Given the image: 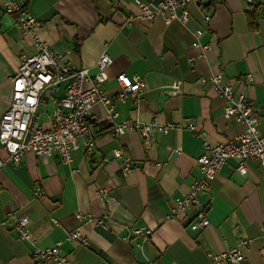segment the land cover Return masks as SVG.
I'll use <instances>...</instances> for the list:
<instances>
[{
	"label": "crops",
	"instance_id": "1",
	"mask_svg": "<svg viewBox=\"0 0 264 264\" xmlns=\"http://www.w3.org/2000/svg\"><path fill=\"white\" fill-rule=\"evenodd\" d=\"M21 1L42 23L40 37L62 55L63 62L87 67L95 75L103 52L113 58L103 88L117 114L114 122L193 121L204 134L174 128L155 130L149 138L136 130L113 136L107 107L95 104L96 144L91 154L81 148L68 163L59 155L28 152L19 164L8 161L0 170V264H37L31 243L2 225L10 211L29 216V229L41 246L63 241V252L83 264H264V167L259 160L247 161L246 175L236 169V159L225 162L202 196L208 227L193 226L196 210L167 219L175 199L185 196L200 175L196 163L204 142H224L244 129L225 116L224 101L210 81L213 74L222 72L238 91L245 90L264 133V5L249 6L242 0L190 2L188 22L167 26L161 17L137 18L128 25L125 19L140 13L136 0H121L118 8L112 0ZM143 1L158 5V0ZM207 12L210 22L203 17ZM249 15L257 24L250 23ZM15 18L0 6V118L12 101L20 56L36 51L33 39L21 34ZM198 29L204 31L201 42L211 45L204 57H199L200 50L193 44ZM119 73L145 79L147 89L138 97L119 100ZM244 76L245 82H240ZM177 80L180 87L173 92ZM65 87L43 94L39 108L43 126H51ZM116 148L132 160L129 175L113 158ZM37 187L42 189L39 197L34 195ZM99 187L109 189L107 203L96 195ZM78 212L93 220L81 222ZM106 215L104 224L95 221ZM142 226L153 230L149 243L141 247L136 245L140 237L123 239ZM78 228L88 236V247L66 239L68 232ZM242 238L251 240L242 260L216 262L211 257L227 252Z\"/></svg>",
	"mask_w": 264,
	"mask_h": 264
},
{
	"label": "built area",
	"instance_id": "2",
	"mask_svg": "<svg viewBox=\"0 0 264 264\" xmlns=\"http://www.w3.org/2000/svg\"><path fill=\"white\" fill-rule=\"evenodd\" d=\"M121 0H112L115 8L119 7ZM226 0H158L157 6H150L143 0H136L140 7L138 15L131 14L126 22L132 25L135 19L153 20L161 17L165 25L174 21L187 23L189 20L188 3H222ZM249 6L264 5V0H242ZM1 11L8 14H15V22L23 36L33 39L36 51L32 54H22L17 72L13 76L12 101L9 108L0 118V170L11 161L19 164L26 153L32 152L37 156L53 157L59 155L65 162L73 160V153L84 148L87 155L91 154L95 144L96 135L93 128L95 118L92 108L95 104L101 103L107 107V118L113 122V136H122L130 131H138L144 137L149 138L153 131L168 132L171 129L187 128L199 135L204 133L199 130L193 121L182 123L158 122L139 123L132 120L114 122L117 114L114 112L112 100L106 93L104 83L109 79L108 68L113 63V58L103 52L97 60L98 73L92 75L89 68L79 67L72 63L62 61V55L51 50L49 44L39 35V28L42 23L24 7L21 0H0ZM206 22H210V12L204 14ZM204 34L202 29L195 32L196 41L194 46L200 50L199 57H204L210 44L202 43L200 38ZM195 58L191 59L194 62ZM119 100H125L127 96L138 97L147 89V82L139 76L130 77L125 73L117 76ZM214 92L220 96L225 104V116L233 118L244 125V129L235 138L211 144L204 142L203 151L197 158L199 177L190 185L189 192L182 197L175 199L174 207L171 208L167 219H178L181 216H188L194 210L197 211V218L193 226L206 228L210 222L206 216V208L202 196H205L210 189V182L215 179L229 159H236V169L243 175L247 174V161L259 160L264 167V133L260 130V115L254 110L245 90L238 91L231 81L225 80L222 72L213 74L210 77ZM245 82V76L239 79ZM66 84L65 92L52 112V124L45 127L41 124L40 103L43 94L51 88L59 89ZM177 80L173 83V92L180 87ZM125 152L116 148L113 150V158L120 160L121 171L129 175L132 171V160ZM179 153V151H177ZM107 187L97 189L98 197L107 203L111 198ZM42 194V189H35V197ZM77 218L84 222L93 220L91 216L78 212ZM106 215L95 220L98 224H104ZM55 224L58 220L53 218ZM30 218L16 211L7 213L2 225L9 227L16 232L19 239L28 241L32 245V260L37 264H83L78 260H71L62 249L63 241H58L52 246H41L35 240L29 229ZM153 230L146 226L136 228L131 234L123 236L125 241H133L136 237L141 240L136 243L143 246L151 240ZM261 236L264 240V224L261 226ZM68 240H77L81 246L88 247L90 240L81 230L76 229L68 232ZM251 240L242 238L227 252L218 256H211L216 262L230 260L238 262L244 258V250L249 248ZM147 264H156L148 262Z\"/></svg>",
	"mask_w": 264,
	"mask_h": 264
},
{
	"label": "trees",
	"instance_id": "3",
	"mask_svg": "<svg viewBox=\"0 0 264 264\" xmlns=\"http://www.w3.org/2000/svg\"><path fill=\"white\" fill-rule=\"evenodd\" d=\"M258 6H261V5L258 4ZM251 16H252V15H249V21H250V23L253 24V25L257 24V22H255V19H252Z\"/></svg>",
	"mask_w": 264,
	"mask_h": 264
}]
</instances>
